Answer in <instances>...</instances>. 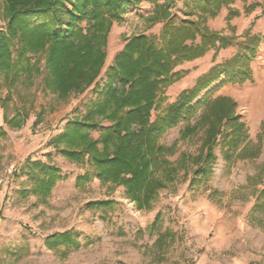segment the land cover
Returning <instances> with one entry per match:
<instances>
[{"label": "trees", "instance_id": "obj_1", "mask_svg": "<svg viewBox=\"0 0 264 264\" xmlns=\"http://www.w3.org/2000/svg\"><path fill=\"white\" fill-rule=\"evenodd\" d=\"M141 0H0V80L7 93L1 98L3 122L22 125L27 116L15 110L9 117L6 104L10 91L17 86L30 87L41 78L44 88L59 99L81 93L98 77L105 63L104 47L114 21H123L130 5ZM237 0H184L185 17L172 16V0L155 2L153 14L145 18L162 22L158 35L140 33L126 39L114 56L101 85L95 84L96 98L82 116L67 120L63 130L53 136L52 148L76 164L89 169L76 178V185L97 178L114 187L122 186L124 195L138 210L148 209L158 191L175 182L182 171L194 176L208 173L219 146L227 163L255 159L262 144L251 141L248 128L236 112L235 100L217 95L219 87L252 81L250 66L261 43L260 34H246L238 42L237 52L212 66L182 90L175 100L163 104L168 86L181 75L176 66L203 56L209 49L218 51L234 43L233 36L223 35L207 26L223 7L230 22L240 11L230 7ZM259 5L244 7L250 12ZM264 12V8H263ZM156 114L153 116L152 112ZM199 114L195 123L190 120ZM41 121L36 117L34 125ZM103 122L109 125L104 127ZM185 123L181 139L193 138L202 131L198 154L182 152L175 161L168 156L176 150L159 145L160 137L170 128ZM264 129V121L261 123ZM98 132V137H92ZM6 135L0 126V138ZM26 174L32 182L30 192L46 198L64 178L60 169L40 159L25 161ZM110 201H95L93 206H107ZM264 188L251 209L252 219L263 222ZM158 213L151 225L157 229ZM170 231L159 234L156 242L172 237ZM52 246H77L69 234L50 237Z\"/></svg>", "mask_w": 264, "mask_h": 264}, {"label": "rangeland", "instance_id": "obj_2", "mask_svg": "<svg viewBox=\"0 0 264 264\" xmlns=\"http://www.w3.org/2000/svg\"><path fill=\"white\" fill-rule=\"evenodd\" d=\"M255 1L259 5L244 12V7ZM155 2L162 4L164 0H141L128 7L123 21L113 22L104 47L105 63L83 92L59 99L44 88L40 77L30 87L17 86L10 91L6 112L9 117L15 110L24 112L27 118L18 127L4 124L0 107V126L6 132L0 138V264H236L241 257L250 258L249 264H264V219L262 223L252 219L248 209L254 205L256 193L264 188V0H237L230 7L238 9L240 15L230 22L226 20V7L216 17L208 18L209 28L233 36L234 43L218 51L209 49L203 56L177 65L175 70L181 77L162 97V106L173 102L212 66L232 57L247 33L260 34L261 43L250 64L252 81L222 85L215 92V96L227 95L235 100L249 138L255 143L261 140L257 158L230 164L223 160L217 146L207 174L194 176L189 171L184 176L181 171L175 182L158 191L150 208L138 210L126 198L122 186L114 187L97 178L76 185L77 176L89 166L71 162L50 145L67 120L82 116L96 98L95 84L103 83L105 72L126 39L140 33H160L163 23L151 24L145 18L153 14ZM184 10V0H172V16L182 19ZM1 84L0 80L2 98L7 88ZM38 115L41 121L34 125ZM108 125L103 122L104 127ZM184 125L168 129L159 139L163 147L176 144L175 152L168 156L170 161L184 151L193 155L199 152L202 131L184 140L180 137ZM91 135L97 138L98 132ZM27 158L54 164L64 176L46 198L30 192ZM95 201L111 204L91 205ZM158 213L154 230L151 225ZM166 231L172 237L156 242ZM62 233L69 234L78 245L52 246L50 237Z\"/></svg>", "mask_w": 264, "mask_h": 264}, {"label": "crops", "instance_id": "obj_3", "mask_svg": "<svg viewBox=\"0 0 264 264\" xmlns=\"http://www.w3.org/2000/svg\"><path fill=\"white\" fill-rule=\"evenodd\" d=\"M253 187H256V186H253ZM257 195H258V192L256 193V195H255V198L257 197ZM253 204H251V206H250V208H248L249 209V211H251V209H252V206ZM241 242H243V240H241ZM252 260L250 259V258H245V257H241L240 258V260H238V261H236V264H249V262H251Z\"/></svg>", "mask_w": 264, "mask_h": 264}]
</instances>
